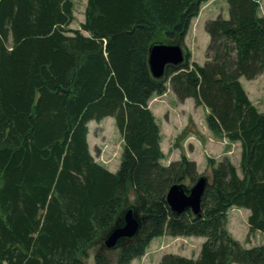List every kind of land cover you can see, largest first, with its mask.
Returning <instances> with one entry per match:
<instances>
[{
  "label": "trees",
  "instance_id": "trees-1",
  "mask_svg": "<svg viewBox=\"0 0 264 264\" xmlns=\"http://www.w3.org/2000/svg\"><path fill=\"white\" fill-rule=\"evenodd\" d=\"M207 1L87 0L72 28L73 0H0V264H87L92 251L95 264H132L164 234L205 241L198 258L166 253L158 264H264V243L244 247L228 227L240 207L250 231L264 233V111L241 82L264 73L261 0H227L229 16L206 22L203 65L190 50L162 78L149 65L152 44L184 46ZM168 83L179 100L209 109L213 134L241 146L239 166L209 159L201 216L167 200L173 185L201 176L186 155L162 162L149 101ZM106 117L124 141L115 172L90 150L89 123ZM129 207L142 229L108 249L104 238Z\"/></svg>",
  "mask_w": 264,
  "mask_h": 264
},
{
  "label": "rangeland",
  "instance_id": "rangeland-1",
  "mask_svg": "<svg viewBox=\"0 0 264 264\" xmlns=\"http://www.w3.org/2000/svg\"><path fill=\"white\" fill-rule=\"evenodd\" d=\"M75 4V21L70 25L72 28H79L81 22L85 20V8L87 0H73ZM201 10L192 22L188 32V39L185 38L184 51L190 50L186 44V40L192 46V61H196L203 65L206 62V50L209 43V36L206 32L205 25L209 19L216 18L222 15L227 18L229 16V3L227 0H209L204 3ZM264 12V0H261V12ZM250 96L254 98L259 104V110L264 111V73L255 80H248L242 77ZM252 84L254 88L250 89ZM168 89L165 93L172 91L170 83L167 84ZM167 101L166 104L169 111L166 115L163 110L159 112V122L165 126V117L168 118L172 112L173 115L170 124L164 127L163 132L168 139L164 145L163 152L165 154L164 161L170 159H179L182 155H186L190 159H197L196 163L200 175H211V165L209 159L214 161L220 160L224 156H228L232 162L239 166L241 156V146L230 141L227 137H222L213 134L210 140L215 141V145L211 148L208 145L209 138L204 135L194 118L201 123V114L205 111L203 104L195 105L188 102L186 105L181 104L179 100H175L170 94L167 97L165 94L156 95L152 102ZM195 105V106H194ZM171 113V114H170ZM186 119L187 125L182 127L183 120ZM185 120V122H186ZM160 126V125H159ZM172 132L168 130V128ZM90 133V150L96 161L112 167L115 171L118 170L122 151H123V137L118 130L114 117H106L101 121H91L89 123ZM161 129V127H160ZM188 129V131H185ZM170 137V138H169ZM210 143V142H209ZM163 162V161H162ZM171 163V162H169ZM240 171V169H239ZM189 183V181H187ZM246 208L232 207L229 210V219L232 225L233 236L240 241L244 247L258 246L264 243V233L259 231H250L248 224V217L245 215ZM229 225V223H228ZM229 227V226H228ZM201 237V236H200ZM168 239V238H167ZM196 238H189L187 236H169L168 241L155 240L148 246L144 255L135 258L132 264H158L162 256L166 253H175L181 255H189L191 258L195 257L197 253ZM95 249V248H94ZM114 250V249H113ZM110 255H116V252L111 251ZM87 264H95L94 251L87 259ZM238 264V263H237Z\"/></svg>",
  "mask_w": 264,
  "mask_h": 264
},
{
  "label": "water",
  "instance_id": "water-1",
  "mask_svg": "<svg viewBox=\"0 0 264 264\" xmlns=\"http://www.w3.org/2000/svg\"><path fill=\"white\" fill-rule=\"evenodd\" d=\"M183 45L179 43L157 42L152 44L149 51V65L155 78H162L168 65H178L186 59ZM209 178L201 175L198 180L187 188L185 184L173 185L167 194L171 209L181 213L191 209L195 216L202 215V197ZM143 226V221L134 207L124 210L119 221L108 231L104 244L108 249H115L125 239L137 236Z\"/></svg>",
  "mask_w": 264,
  "mask_h": 264
},
{
  "label": "crops",
  "instance_id": "crops-1",
  "mask_svg": "<svg viewBox=\"0 0 264 264\" xmlns=\"http://www.w3.org/2000/svg\"><path fill=\"white\" fill-rule=\"evenodd\" d=\"M209 1H207L206 3H208ZM203 7V6H202ZM202 11V10H201ZM261 14H263L264 15V12L262 11L261 12ZM209 36V35H208ZM186 39H188V35L186 36ZM186 44H187V46H188V48L192 51V46H191V44H189L188 43V41L186 40ZM192 53H194V52H192ZM263 74H261V75H259L258 77H260V76H262ZM258 77H256L255 79H257ZM255 79H251V80H255ZM249 80V79H248ZM241 82L243 83V81H242V77H241ZM243 85H244V87H245V89H246V91H247V93H248V95H249V97H250V99L254 102V104L258 107L259 106V104H258V102L257 101H255L254 100V98H252V96H250V91H248V89L246 88V86H245V84L243 83ZM249 87H250V89H252V88H254L253 87V85L252 84H250L249 85ZM167 97L169 96V94H170V96L171 97H174V99L175 100H179V98L177 97V95L173 92V90L172 91H169V92H167V93H164ZM156 96V95H155ZM160 96V95H159ZM163 96V94L161 95V97ZM153 98H154V96H153ZM153 98L149 101V107L151 108V110L154 112V114H155V116H156V120H157V123L160 125V127H161V135H162V140H161V147H162V149L163 150H165L164 149V145H165V143H166V140L168 139V137H167V135H165L164 134V132H163V129H164V127L166 128V126L168 125V124H170V121H171V119H172V117H173V115H175L176 113H174V112H172V114L171 115H169L168 116V118H166L165 117V119H164V123H166L167 125L165 126V124L163 125L162 123L160 124V122H159V112H161V110H163L164 112H163V114L164 115H166V113L169 111V109L167 108V106H166V104H168V102L165 100V101H157V103H155V102H152L153 101ZM180 102H181V104H183V105H186L188 102H190L191 104H195L196 105V103H195V100L193 99V98H187L186 100H184V101H181V100H179ZM194 105V106H195ZM204 107H205V111L203 112V114H201V123L200 122H198L197 121V119H195L194 118V121L198 124V127L201 129V131L204 133V135H206L208 138H209V142H208V145L211 147V148H213L214 147V143H215V141L214 140H210V139H212L213 138V134L211 133V130L209 129V127L207 126V123H206V116H207V114L209 113V109L204 105ZM259 108V107H258ZM115 119V118H114ZM185 120L186 119H184L183 120V123H182V127H184L185 125H187V121L188 120H186V122H185ZM168 128V127H167ZM168 130L170 131V132H172L171 130H170V128H168ZM89 143H90V133H89ZM170 138V137H169ZM235 144H239L240 145V143L239 142H234ZM225 157V156H224ZM223 158V157H222ZM174 160H177V158H174V159H170L169 161H164V159L162 160L163 161V163L164 164H169V162H172V161H174ZM194 160L195 161H197V159L194 157ZM198 164V163H197ZM107 168L109 169V170H111V171H113V172H115V169L114 168H112V167H109V166H107ZM249 214H250V210L249 209H246V211H245V215L248 217L249 216ZM230 217V216H229ZM229 230L233 233V230H232V225H231V222H230V219H229ZM169 236L171 237L172 235H170V234H164V235H162V236H159V237H156V238H154L152 241H151V243L153 242V241H155V240H161V241H163V242H166V241H168V239H169ZM187 237H189V238H196L197 239V243H198V247H197V253L195 254V257L194 258H198L199 257V255H200V251H201V246H202V243L205 241V237H195V236H187ZM168 238V239H167ZM173 253H175V251L173 252ZM185 256H188V257H190L189 255H185ZM161 259V258H160ZM136 259H134L133 260V262L135 261ZM132 262V263H133ZM235 264H237V263H235Z\"/></svg>",
  "mask_w": 264,
  "mask_h": 264
}]
</instances>
